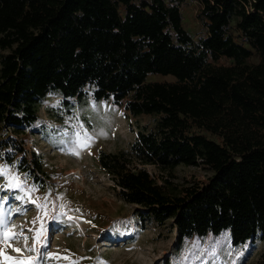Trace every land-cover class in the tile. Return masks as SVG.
Masks as SVG:
<instances>
[{"label":"trees","instance_id":"16d2710c","mask_svg":"<svg viewBox=\"0 0 264 264\" xmlns=\"http://www.w3.org/2000/svg\"><path fill=\"white\" fill-rule=\"evenodd\" d=\"M194 1L197 39L183 13ZM0 52V131L16 137L0 140V163L43 187L41 157L17 135L50 95L155 117L129 151L98 154L116 196L140 224L170 222L178 244L259 240L264 264V0H0ZM139 166L212 176L179 187Z\"/></svg>","mask_w":264,"mask_h":264},{"label":"rangeland","instance_id":"374dc122","mask_svg":"<svg viewBox=\"0 0 264 264\" xmlns=\"http://www.w3.org/2000/svg\"><path fill=\"white\" fill-rule=\"evenodd\" d=\"M199 11L195 1L183 9L184 25L195 39L203 34ZM148 81L175 79L151 75ZM38 114V122L17 138L25 141L27 154L41 157L46 178H38L43 187L14 165L0 163L20 178L23 189L9 188V176H0V222L7 225L0 226V264H29L31 258H36L33 264H262L259 240L234 247L230 233L224 232L178 244L170 222L140 224L137 207L116 196L113 182L98 167V154L129 151L138 131L152 128L155 117L133 118L122 108L90 98L66 104L56 95L43 100ZM9 136L16 138L9 130L0 131V140ZM139 167L159 183L179 187L207 183L212 176L196 167ZM44 204L46 216L40 207ZM41 227L38 246L34 237ZM5 233L18 238L2 239Z\"/></svg>","mask_w":264,"mask_h":264},{"label":"snow or ice","instance_id":"6c2138e0","mask_svg":"<svg viewBox=\"0 0 264 264\" xmlns=\"http://www.w3.org/2000/svg\"><path fill=\"white\" fill-rule=\"evenodd\" d=\"M0 176H9V179H10V183L8 184V187L9 188H19L21 190L22 189V184L20 183V178L18 176H12L10 174V170L4 166V167H0ZM36 189L33 188L32 191H35ZM33 203H35V201H33ZM40 207L42 209H45L44 211V215L46 216L47 215V205L44 204V205H40ZM63 207V206H61ZM0 226H2L3 228H7V225L6 224H3L2 222H0ZM44 235V230H43V227H41V229L39 231L36 232V235L34 237L35 239V242L36 244L39 246L41 244V240H42V237ZM18 238V235L13 233L11 236H8L6 233L5 235L2 237V239H16ZM27 239V237H25V240ZM16 251H20V249H15ZM29 251H36L35 248H29L28 249ZM10 259V258H9ZM36 258H31V260L29 261V264H33V262L35 261ZM17 264H19V262H17Z\"/></svg>","mask_w":264,"mask_h":264}]
</instances>
